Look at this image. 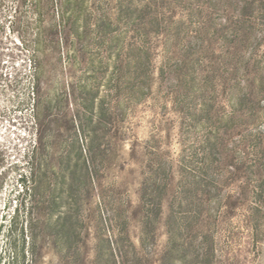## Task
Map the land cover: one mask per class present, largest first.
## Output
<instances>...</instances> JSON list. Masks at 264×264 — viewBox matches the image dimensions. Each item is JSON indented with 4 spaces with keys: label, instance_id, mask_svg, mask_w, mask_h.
I'll list each match as a JSON object with an SVG mask.
<instances>
[{
    "label": "rangeland",
    "instance_id": "rangeland-1",
    "mask_svg": "<svg viewBox=\"0 0 264 264\" xmlns=\"http://www.w3.org/2000/svg\"><path fill=\"white\" fill-rule=\"evenodd\" d=\"M68 4L69 14L62 0H0V264L16 256L6 230L39 128L47 190L62 197L60 214L68 211L54 180L72 140L70 116L92 95L111 107L112 130L101 143L95 189L81 195L78 247L62 250L53 214L46 249L33 260L25 254V264H99L114 234L128 264H159L179 160L203 154L221 191L196 230L181 232L176 264H264V0ZM73 13L75 26L59 24ZM164 173L170 181L151 227L155 240L141 248V192L150 175ZM204 243L213 250L197 258Z\"/></svg>",
    "mask_w": 264,
    "mask_h": 264
},
{
    "label": "trees",
    "instance_id": "trees-1",
    "mask_svg": "<svg viewBox=\"0 0 264 264\" xmlns=\"http://www.w3.org/2000/svg\"><path fill=\"white\" fill-rule=\"evenodd\" d=\"M62 1L64 10L69 14L70 10L67 7L71 0ZM74 15L73 13L66 18L60 17L59 24L63 27L75 26L77 20ZM112 115L111 107L104 106L103 100L96 102L95 95L84 101L80 111L71 114L69 122L73 131L72 140L65 157L64 168L59 170L54 180L55 185L59 186L58 190L66 192L68 211L61 214L59 210L62 206V197L55 198L56 196L49 194L47 190L49 168L46 158L37 153L42 145V129H38L36 147L26 154L27 171L25 174H19L17 180L22 188L20 194L22 198L19 206L14 209L6 230L8 245L13 248L16 256L8 264H25V254H29L33 260L39 250L46 249L48 242L45 241L44 229L53 214L57 215L54 227L57 237L60 235L62 237L60 241L62 250L71 251L78 247L81 195L87 186L95 189L98 179L96 162L105 153L101 143L111 135ZM179 163L180 179L169 203V212L165 220L168 238L160 254L159 264H176L177 254H180L177 241L181 232L189 234L196 230L195 227L202 222L206 207L215 204L212 194L220 190L218 180H214L209 172L214 169V164L207 155L203 154L199 159L196 157L186 159L183 156ZM169 181L170 173L153 174L147 179L148 186L141 190V207L145 208L143 215L147 220L146 226L141 228L139 237L141 248H145L149 242L153 243L155 240L153 228L162 213V202L167 194ZM20 211L24 213V221H21ZM104 211L99 205V215L103 223H106L108 218L104 217ZM116 215L118 214H111L112 217H116L113 219H117ZM2 226L3 224L0 223V234ZM125 231L124 236L129 239ZM117 235L120 237V234ZM118 237L114 234L106 240L108 256L105 261H99V264H128L130 257L128 252L120 249L117 243ZM204 244L201 248L204 253L200 251L203 254L202 256L197 254V258H206L212 252V245Z\"/></svg>",
    "mask_w": 264,
    "mask_h": 264
}]
</instances>
